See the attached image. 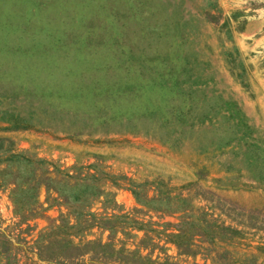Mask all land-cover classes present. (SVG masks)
I'll use <instances>...</instances> for the list:
<instances>
[{
	"label": "rangeland",
	"instance_id": "374dc122",
	"mask_svg": "<svg viewBox=\"0 0 264 264\" xmlns=\"http://www.w3.org/2000/svg\"><path fill=\"white\" fill-rule=\"evenodd\" d=\"M263 205L264 0H0V264H264Z\"/></svg>",
	"mask_w": 264,
	"mask_h": 264
},
{
	"label": "trees",
	"instance_id": "16d2710c",
	"mask_svg": "<svg viewBox=\"0 0 264 264\" xmlns=\"http://www.w3.org/2000/svg\"><path fill=\"white\" fill-rule=\"evenodd\" d=\"M260 211H263L264 212V205L261 207V209H260ZM262 221H259V222H251L250 224H253L254 226H256V227H261V228H264V215H263V217H262V219H261ZM178 236H180L178 233H176V234H172V237L173 238H177ZM186 240L189 242L191 239H190V237H189V235H186ZM175 242V244H177V245H180V242L177 240H175L174 241ZM40 256H42L41 254H39ZM44 256V255H43Z\"/></svg>",
	"mask_w": 264,
	"mask_h": 264
}]
</instances>
